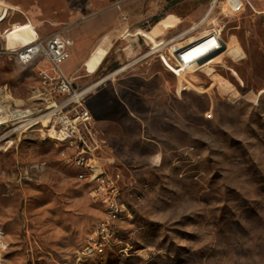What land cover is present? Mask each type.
I'll return each instance as SVG.
<instances>
[{
    "label": "rangeland",
    "instance_id": "obj_1",
    "mask_svg": "<svg viewBox=\"0 0 264 264\" xmlns=\"http://www.w3.org/2000/svg\"><path fill=\"white\" fill-rule=\"evenodd\" d=\"M7 1L31 21L15 11L4 22H22L21 43L100 25L70 75L93 86L95 153L120 173L124 210L116 239L84 258L105 200L78 178L70 149L36 129L13 134L0 142L3 264H264V0H228L237 11L227 0ZM211 28L241 56L217 50L188 74L194 83L178 81L172 47ZM37 65L0 53L15 102L33 100Z\"/></svg>",
    "mask_w": 264,
    "mask_h": 264
},
{
    "label": "built area",
    "instance_id": "obj_2",
    "mask_svg": "<svg viewBox=\"0 0 264 264\" xmlns=\"http://www.w3.org/2000/svg\"><path fill=\"white\" fill-rule=\"evenodd\" d=\"M227 2L231 11L242 7V3L233 6ZM15 11L10 6L1 5L0 53H9L22 65L37 62L38 84L33 91V100L28 103L15 102L7 87L0 86V128L3 130L0 142L13 134L36 129L55 144L71 150L66 159L80 170L78 178L87 180L90 194L96 198L100 196L107 205L105 218L96 226L93 240L84 246L81 255L88 258L101 254L106 243L116 239V232L111 226L120 219L124 205L118 199L120 173L103 167L99 155L95 153L98 147L96 132L92 127V114L85 105L86 96L93 86L81 87L74 82V76L64 72L62 64L71 55L73 41L61 31L34 36L28 44L7 50L6 33L13 29L16 22H4ZM19 13L25 17V22L28 21L24 13ZM213 29H217L218 33ZM219 38L220 29L211 28L208 35L192 43L181 48L172 47L177 65H191L193 61L185 59L186 53L199 46L210 52L218 46ZM7 248L8 242L0 228V264L4 262Z\"/></svg>",
    "mask_w": 264,
    "mask_h": 264
},
{
    "label": "crops",
    "instance_id": "obj_3",
    "mask_svg": "<svg viewBox=\"0 0 264 264\" xmlns=\"http://www.w3.org/2000/svg\"><path fill=\"white\" fill-rule=\"evenodd\" d=\"M14 5L18 7L17 10H22L21 6H19L17 4H14ZM29 23H31L30 19H29ZM210 30L201 33L199 36H189L188 38H186L185 43L178 42L175 47L181 48L186 44L192 43V42L196 41L198 38H201L203 36L208 35L210 33ZM71 31H67V30L61 31L64 34L68 35L73 41V44L71 46V55H70L71 59L69 60V58H70L69 57L62 64V68L67 75H70L73 63L81 64L83 62V65H84V61H85L84 59H86L89 56L88 53L91 52L94 49V47L99 43L98 38L100 36L101 27L99 25L98 29L95 31L89 30V31L85 32V31H80L77 29H75V30L73 29ZM213 31H215V33H218L217 29H213ZM219 39H220V41L218 42L219 43L218 46L215 49H212V51H210V52L203 50L202 47L200 48V46H199V47H195V48L191 49L188 53L185 54V59H190L193 62L191 65H188V66H178L177 65V67L175 69L178 71V74H179L178 75V81L182 78L183 82L194 83L195 82L194 79L196 77H192V75L190 76L188 74L192 73V71L195 68L200 67V65H202V64L203 65L205 64L208 67H210L211 61H213L214 58H211V59H209V58L217 50L224 49L227 52V54H228V51L233 52V55L235 58L241 56L240 48L238 45L228 46L226 44V42L221 37ZM194 44H192V45H194ZM111 46H112V43H111ZM173 56L176 57L175 53L173 54ZM208 59H209V61L205 62V60H208ZM216 62H220V59H218ZM89 73H92V72H89ZM4 235H5V233H4ZM5 239H6V237H5Z\"/></svg>",
    "mask_w": 264,
    "mask_h": 264
},
{
    "label": "bare ground",
    "instance_id": "obj_4",
    "mask_svg": "<svg viewBox=\"0 0 264 264\" xmlns=\"http://www.w3.org/2000/svg\"><path fill=\"white\" fill-rule=\"evenodd\" d=\"M1 5H7V6H10L12 8H14L15 10L18 9L17 6L14 5V3H11L7 0H0V8H1ZM19 12H22V10H17ZM23 13V12H22ZM28 17V16H27ZM29 23V18H28V21ZM22 27V22H16L14 24V27L13 29L9 30L6 35H7V38H6V46L8 47L7 50H9L10 48H15L16 46H24L26 44H28L30 41L28 42H25V43H21V40H20V36L18 34H16L17 31H19ZM193 28H196V27H193ZM184 33L182 34H179L175 37V39H178L180 36H183ZM225 89L228 91V92H233V88L230 86H227L225 87ZM231 94V93H230Z\"/></svg>",
    "mask_w": 264,
    "mask_h": 264
}]
</instances>
